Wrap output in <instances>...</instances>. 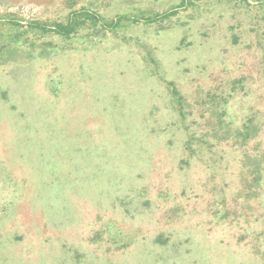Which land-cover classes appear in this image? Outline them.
Wrapping results in <instances>:
<instances>
[{"label":"rangeland","instance_id":"obj_1","mask_svg":"<svg viewBox=\"0 0 264 264\" xmlns=\"http://www.w3.org/2000/svg\"><path fill=\"white\" fill-rule=\"evenodd\" d=\"M182 1L0 0V264H264V0Z\"/></svg>","mask_w":264,"mask_h":264},{"label":"trees","instance_id":"obj_2","mask_svg":"<svg viewBox=\"0 0 264 264\" xmlns=\"http://www.w3.org/2000/svg\"><path fill=\"white\" fill-rule=\"evenodd\" d=\"M188 1L191 2V0H183L182 1V5H187V3H189ZM177 11V8H174L172 10H169V11H165L163 13H157V14H154V15H149V16H139V17H133V18H130L126 15H118L115 19L111 20V21H105L102 23V25L105 27V28H108V29H115V28H118L125 20L128 21V20H132L134 22H145V23H152V22H155V21H160V20H163V19H166L170 16H172L173 14H175ZM86 17V18H94L96 19V16L92 15L89 10L87 8H83L82 10L80 11H77V12H74L70 18V20L67 22V23H56L53 28H49L50 26H48L47 24L45 23H41V22H38V21H33V22H30V25L34 28H39V29H43V30H48V29H51L52 31H55L56 33L58 34H61V35H65V36H69L72 32H74L77 28V19L76 17ZM75 17V19H74ZM52 27V26H51ZM244 132H242V135H243Z\"/></svg>","mask_w":264,"mask_h":264}]
</instances>
